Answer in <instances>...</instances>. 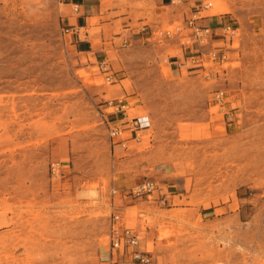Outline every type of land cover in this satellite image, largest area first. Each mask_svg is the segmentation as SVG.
<instances>
[{
  "label": "rangeland",
  "instance_id": "rangeland-1",
  "mask_svg": "<svg viewBox=\"0 0 264 264\" xmlns=\"http://www.w3.org/2000/svg\"><path fill=\"white\" fill-rule=\"evenodd\" d=\"M63 3L0 0V264H111L113 211L152 264H264V0H96L89 53L63 34ZM202 3L224 61L148 38ZM117 99L150 123L136 140L110 136ZM145 181L177 188L132 198Z\"/></svg>",
  "mask_w": 264,
  "mask_h": 264
},
{
  "label": "built area",
  "instance_id": "built-area-1",
  "mask_svg": "<svg viewBox=\"0 0 264 264\" xmlns=\"http://www.w3.org/2000/svg\"><path fill=\"white\" fill-rule=\"evenodd\" d=\"M172 5L180 4L181 0H170ZM210 7V4L202 3L197 9L190 13V16L186 19L184 26L181 28H175L174 31H162L160 29L150 30V37L158 42L163 40L176 39L180 41L182 49H189L191 53V59L185 58V63H191L192 65L203 66L205 60L222 62L226 59V56L221 51L209 48L210 39L212 37V31L209 27L200 25V21L204 18L201 13ZM74 11L77 12L75 6ZM147 26H142L139 32L143 33L147 30ZM189 30L190 33L187 36L182 34L183 31ZM230 27H226L223 31H230ZM63 34L70 36L71 38H77L80 36V30L75 27H64L62 29ZM189 39L191 44L183 42L184 39ZM98 69L104 74L106 81L110 82L112 77L110 73L109 65L105 60L100 61ZM181 65H184L183 63ZM186 65V64H185ZM223 93L221 91L215 94V100L221 102ZM106 114L113 117H119L122 122L113 124L109 128L110 136L117 137L122 132H129L132 139H138V134L147 130L150 127V123L145 117H129L128 109L129 104L121 99L108 100L105 105ZM104 111V112H105ZM123 146V144H121ZM49 171L52 179L60 177V165L57 162H50ZM156 185L152 181H145L137 185L129 195L132 198L146 197L150 198L152 192L156 189ZM115 190L111 191L114 195ZM164 203V202H162ZM108 258L111 264L117 263H130V264H152L151 252L141 249V241L138 232L125 225L120 214L117 211H113L109 218L108 225Z\"/></svg>",
  "mask_w": 264,
  "mask_h": 264
},
{
  "label": "crops",
  "instance_id": "crops-1",
  "mask_svg": "<svg viewBox=\"0 0 264 264\" xmlns=\"http://www.w3.org/2000/svg\"><path fill=\"white\" fill-rule=\"evenodd\" d=\"M163 4H168L169 0H160ZM77 7V12L74 11V7ZM98 5L96 0H64L63 3V15H62V22L65 26L68 27H75L79 30L81 29H90L91 21L93 17L97 16L98 13ZM97 35H89L88 33H84V38H76L75 47L78 48L80 53H89L93 49V42L92 39H96ZM171 64H175L176 70L180 71L183 67L180 65V62H171ZM121 123L122 120L119 117H112L111 122L112 124ZM122 133H125L122 132ZM121 146V145H120ZM113 149H119V146H114ZM177 185L174 183L165 184L162 188H156L150 198L156 194L155 198H159L160 202L166 201V193L170 190H175ZM173 197V196H172ZM155 201V199H153Z\"/></svg>",
  "mask_w": 264,
  "mask_h": 264
},
{
  "label": "bare ground",
  "instance_id": "bare-ground-1",
  "mask_svg": "<svg viewBox=\"0 0 264 264\" xmlns=\"http://www.w3.org/2000/svg\"><path fill=\"white\" fill-rule=\"evenodd\" d=\"M210 6H212V3L210 4ZM84 74V73H83Z\"/></svg>",
  "mask_w": 264,
  "mask_h": 264
}]
</instances>
